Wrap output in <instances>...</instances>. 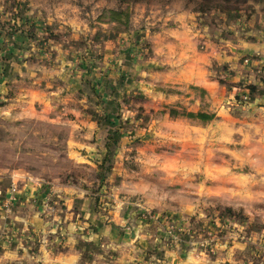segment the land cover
Instances as JSON below:
<instances>
[{
	"label": "rangeland",
	"instance_id": "obj_1",
	"mask_svg": "<svg viewBox=\"0 0 264 264\" xmlns=\"http://www.w3.org/2000/svg\"><path fill=\"white\" fill-rule=\"evenodd\" d=\"M198 3L0 0V74L18 77L0 93V189L6 191L10 178L17 185L34 178L52 188L86 191L95 200L94 212L108 223L139 221L155 229L156 244L146 249V264H177L189 252L207 263L264 264L261 137L243 130L234 116L219 113L207 89L147 86L109 61L111 52L132 47L139 37L135 54L147 55L150 44L142 30L153 29L170 12H215L223 18L264 13V0H224L206 11ZM61 40L80 51L75 64L53 60L54 45ZM11 62L17 65L13 75L8 74ZM88 62L101 80H80V71H91L85 69ZM20 87L30 95L19 101L27 109L14 100ZM176 95L180 98L174 100ZM189 112L212 116L202 119ZM79 120L93 121L98 133L91 139L101 142L99 149H81L89 161L72 151ZM132 185L141 190L131 193ZM117 203L116 220L110 221ZM131 210L135 220L118 222Z\"/></svg>",
	"mask_w": 264,
	"mask_h": 264
},
{
	"label": "crops",
	"instance_id": "obj_2",
	"mask_svg": "<svg viewBox=\"0 0 264 264\" xmlns=\"http://www.w3.org/2000/svg\"><path fill=\"white\" fill-rule=\"evenodd\" d=\"M158 20L161 23L153 29L142 30L147 35L144 40L150 44L147 55L139 58L135 54L141 47L139 37L132 47L113 48L116 54L111 52L109 61L125 66L124 73H134L147 86L153 84L165 90L168 85L181 84L207 89L206 96H212L213 107L219 113L234 116L243 130L258 134L264 143V13L254 12L252 18L232 14L223 18V14L215 12L201 16L191 10H181L164 14ZM65 44L61 40L54 45L53 60L62 63L66 59L75 64L80 51L74 44ZM91 64L93 62H88L85 68L90 67L91 71H80L81 81L85 76L94 77L92 81L101 80L100 74L94 73L95 64ZM9 67L8 74L13 75L17 65L11 62ZM213 73L218 74V78H212ZM17 78L13 75L4 79L0 74V93L7 89V83ZM35 82L36 79L32 87ZM216 83L221 90H214ZM21 90L22 87L15 101L19 102L22 95L30 96ZM26 100L33 102L34 97ZM18 104L29 107L25 103ZM190 109L198 110V107ZM79 121V128L75 130L78 140H72L75 143L72 151L80 161H89L81 149H99L101 142L92 140L97 130L93 121ZM10 179L6 191L0 189V264H35L37 257L41 264L147 263L146 249L156 244V237L152 236L155 229L146 228L139 221L108 223L105 215L94 212L95 200L75 187L52 188L34 178L20 179L17 185ZM139 190L138 185L130 187L131 193ZM120 206L113 205L110 221L116 220ZM135 212L131 210L125 216H118V222L135 220ZM235 248L236 245L232 250ZM177 264L220 263L204 262L189 252Z\"/></svg>",
	"mask_w": 264,
	"mask_h": 264
},
{
	"label": "trees",
	"instance_id": "obj_3",
	"mask_svg": "<svg viewBox=\"0 0 264 264\" xmlns=\"http://www.w3.org/2000/svg\"><path fill=\"white\" fill-rule=\"evenodd\" d=\"M118 1H121V2H134V3H138V2H141V1H150V0H118ZM194 0H187L188 3L192 2ZM224 0H219V1H214V0H200V3H198V6L201 10H213V9H216V8H219L221 6H223V3ZM201 92L204 93V90L201 89ZM189 116L191 117H200L202 119H210L211 118V114H208V113H204V112H200V113H188Z\"/></svg>",
	"mask_w": 264,
	"mask_h": 264
},
{
	"label": "water",
	"instance_id": "obj_4",
	"mask_svg": "<svg viewBox=\"0 0 264 264\" xmlns=\"http://www.w3.org/2000/svg\"><path fill=\"white\" fill-rule=\"evenodd\" d=\"M133 235H135V232H133Z\"/></svg>",
	"mask_w": 264,
	"mask_h": 264
}]
</instances>
